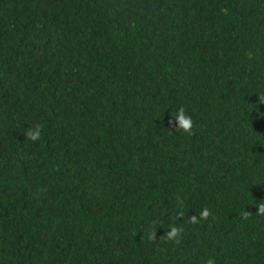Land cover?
I'll use <instances>...</instances> for the list:
<instances>
[{
	"label": "trees",
	"instance_id": "1",
	"mask_svg": "<svg viewBox=\"0 0 264 264\" xmlns=\"http://www.w3.org/2000/svg\"><path fill=\"white\" fill-rule=\"evenodd\" d=\"M262 98L264 0H0V264H264Z\"/></svg>",
	"mask_w": 264,
	"mask_h": 264
},
{
	"label": "clouds",
	"instance_id": "2",
	"mask_svg": "<svg viewBox=\"0 0 264 264\" xmlns=\"http://www.w3.org/2000/svg\"><path fill=\"white\" fill-rule=\"evenodd\" d=\"M251 56V53H249ZM264 99V98H262ZM175 124H176V132H180L182 134H187L189 136L194 135V127L195 122L192 119V116L188 114L187 109L185 107H180L176 110L175 114H172ZM42 126L39 123H36L29 127L27 131L25 132L26 141H32V142H38L41 139L42 136ZM176 204L177 207L180 209L178 212H176L175 217L170 216V220H173L174 222L169 225L168 230L165 232L164 235L160 236L159 239L157 238V230L159 229L157 225H163L162 217L167 214L165 213L162 217L156 218L151 222V225L145 229L146 239L147 241L151 243H155L157 241H160L162 243H175L176 245H180L183 240V223L178 224L177 220L178 218H184L185 222V213L183 211L184 207V200L182 197L176 198ZM256 208L258 211L256 212L258 215L264 216V200L259 201V203L256 205ZM250 212H247L244 210V212L241 214L242 219L247 220L250 216ZM213 217L212 211L205 207L203 210L199 213V215H193L190 218H187V222L191 224H198L201 221H208L210 218ZM144 239V236L142 237ZM206 264H215L214 257H209Z\"/></svg>",
	"mask_w": 264,
	"mask_h": 264
}]
</instances>
